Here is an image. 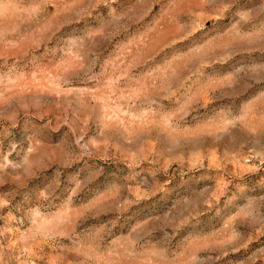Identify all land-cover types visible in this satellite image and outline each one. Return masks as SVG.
I'll use <instances>...</instances> for the list:
<instances>
[{"label": "rangeland", "instance_id": "obj_1", "mask_svg": "<svg viewBox=\"0 0 264 264\" xmlns=\"http://www.w3.org/2000/svg\"><path fill=\"white\" fill-rule=\"evenodd\" d=\"M0 264H264V0H0Z\"/></svg>", "mask_w": 264, "mask_h": 264}]
</instances>
